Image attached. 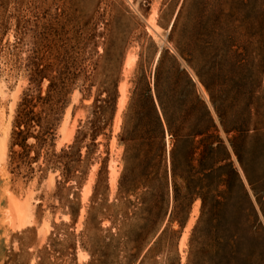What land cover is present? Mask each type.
Masks as SVG:
<instances>
[{"label": "rangeland", "instance_id": "rangeland-1", "mask_svg": "<svg viewBox=\"0 0 264 264\" xmlns=\"http://www.w3.org/2000/svg\"><path fill=\"white\" fill-rule=\"evenodd\" d=\"M0 79L7 264H264V0H0Z\"/></svg>", "mask_w": 264, "mask_h": 264}, {"label": "bare ground", "instance_id": "bare-ground-1", "mask_svg": "<svg viewBox=\"0 0 264 264\" xmlns=\"http://www.w3.org/2000/svg\"><path fill=\"white\" fill-rule=\"evenodd\" d=\"M148 30H157V26L152 19L148 22ZM158 55L159 52L156 58ZM3 88H5V85L3 80L0 79V89ZM110 180L111 182L114 180L113 172ZM34 203L31 194H24L18 184L11 182L7 132L0 130V264H7V255L2 244L3 240L6 245L12 244L16 250H19L23 243L19 232L30 229L36 224ZM30 249L31 252L28 255H18L19 261L16 264H36L32 244Z\"/></svg>", "mask_w": 264, "mask_h": 264}, {"label": "trees", "instance_id": "trees-1", "mask_svg": "<svg viewBox=\"0 0 264 264\" xmlns=\"http://www.w3.org/2000/svg\"><path fill=\"white\" fill-rule=\"evenodd\" d=\"M159 103H160V106H161V108H162V110H163V114H164V116H165L166 122H167L168 125H170V124H171V119H170V117L167 116V114H166V112H165V108L162 106V102H161V100H159ZM204 132H205V126H201V127L199 128V130H196V133H197V134H203ZM220 148H221V147H220ZM216 150H218V147H216L215 149L212 148L210 151L213 152V151H216ZM215 159H216L215 157L212 158L213 165H214L218 160H221V158H218L216 161H214ZM220 168H221V166H218V167H216V168H215L214 166L211 167V171H212V173H213V174H216V175H215V179L217 180L216 182H219V181H220V177H221V176H220V174H218ZM200 187H201V188H205V187L210 188V186H208V185L205 186V184H203L202 179H200ZM216 197H217L216 193H215V194H210V195L207 194V205L209 206V207H208L209 214H214V213L216 212V211H215L216 207L219 206L220 203H221V200L217 199ZM205 199H206V198H205Z\"/></svg>", "mask_w": 264, "mask_h": 264}]
</instances>
